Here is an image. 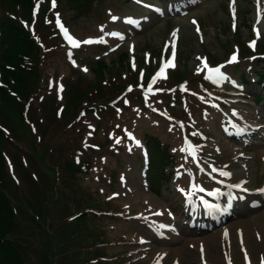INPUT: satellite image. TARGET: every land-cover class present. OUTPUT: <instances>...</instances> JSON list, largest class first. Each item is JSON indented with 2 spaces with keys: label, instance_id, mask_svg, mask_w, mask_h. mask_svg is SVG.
I'll return each mask as SVG.
<instances>
[{
  "label": "rangeland",
  "instance_id": "374dc122",
  "mask_svg": "<svg viewBox=\"0 0 264 264\" xmlns=\"http://www.w3.org/2000/svg\"><path fill=\"white\" fill-rule=\"evenodd\" d=\"M257 2L56 0L53 8L52 0H40L29 20L30 11L17 13L10 0H0V18H23L42 48L43 81L24 113L28 127L0 109V129L12 132L6 154L19 190L30 197L37 188L46 211L37 215L49 232L44 245L43 234L24 235L21 222L17 240L31 245L32 264H262L264 7L256 13ZM46 15L53 21L46 23ZM57 16L79 47L68 42ZM173 44L175 67L147 92L172 58ZM234 53L238 62L228 63ZM202 61L209 68L223 65L226 79H205L207 69L198 71ZM76 88L90 100L79 117L61 120ZM150 137L167 148L166 166ZM71 160L88 161V172L67 175L61 161ZM231 170L241 172L242 185L260 198L238 193L241 205L229 218L193 229L190 207L210 216L217 206L210 202L225 192L220 173Z\"/></svg>",
  "mask_w": 264,
  "mask_h": 264
},
{
  "label": "trees",
  "instance_id": "16d2710c",
  "mask_svg": "<svg viewBox=\"0 0 264 264\" xmlns=\"http://www.w3.org/2000/svg\"><path fill=\"white\" fill-rule=\"evenodd\" d=\"M71 1L74 4H88L92 0ZM12 2L17 13L27 12V9L33 5L32 0H12ZM31 16L24 18L30 20ZM21 21L24 19L17 21L12 18H0V109L9 117L13 115L14 119L17 118L21 126L28 127V120L24 115L25 109L38 94L43 81L40 67L42 48L32 31ZM86 93L87 91L81 92L77 88L72 89L62 120L68 121V117L70 118L74 113L78 117L81 115L84 104L90 100ZM9 134L12 132L7 134L0 129V264H32L28 259L27 251L30 248L28 246L31 245L22 244L17 240L23 235L20 231L21 222L26 225L24 235L30 234L33 230L39 235L43 234L39 241L42 240L40 244L44 245L43 238L47 239L46 234L49 232L43 222L40 224L37 221V215L43 217L46 211L37 188L31 196L29 195L30 197L22 196L19 185L15 179H12L6 154V146L11 141ZM151 140L156 150L163 153L158 140ZM164 156L168 157L167 153ZM42 158L44 159V156ZM71 161H61L62 171H66L67 175L74 177L79 173L88 172V161L85 163ZM11 187H14V190L11 191ZM34 213L38 214L35 216ZM81 216L82 214L77 216L76 220L81 219ZM24 249L27 251V259L24 256Z\"/></svg>",
  "mask_w": 264,
  "mask_h": 264
},
{
  "label": "snow or ice",
  "instance_id": "6c2138e0",
  "mask_svg": "<svg viewBox=\"0 0 264 264\" xmlns=\"http://www.w3.org/2000/svg\"><path fill=\"white\" fill-rule=\"evenodd\" d=\"M258 3H259V0H258ZM52 7L53 8L56 7V0H52ZM37 8H38V5H37ZM34 14H35V11H34ZM118 19H119L118 17H115V16L112 17V20L113 21H116ZM128 22H130V21H128ZM57 25L62 30L64 36L66 37V39L68 40V42L71 44V46L72 47H79V45H80L81 42L75 40L73 37H71L69 35L68 30L63 26L62 23H60L59 16H57ZM101 30L103 31V29H101ZM198 31H199V29H198ZM255 31H256L257 37L259 38V35H260L259 31L258 30H255ZM110 35H116V34L115 33H110ZM173 36H175V33L173 34ZM97 42H103V40L101 39L100 41H97ZM82 43H84V44H91V43H93V41L92 40H85ZM255 43H256L255 41H252L249 46L254 49L255 48ZM175 56H176L175 45L173 44V46H172V58L169 59V60H167L166 62H164L162 64V66L160 67V69H159L158 73L156 74V76L149 83L148 88H147V92H152V85L156 82L157 79H160V78L166 79L167 78L166 75H165L166 69L171 68V67H175V64H174ZM198 59H201V58L198 57ZM236 62H238V55L236 53H234L230 57L228 63H236ZM222 67H224V66L221 65V66L216 67V68H209L207 62L206 61H202V67L198 68V71H204L205 69H207V75L205 76V79L211 80L214 83H219V82L223 81L224 79H226V77L224 76V74L221 72V68ZM84 70L87 71V69H84ZM129 90H131V89H129ZM61 91H62V88H61ZM181 127H183V125H181ZM243 131H244V129H239L238 130V132H243ZM127 135L129 136L130 139H133V140L135 139L131 135V133H127ZM135 142H136L137 145H139V141H135ZM116 143H120V140L117 139ZM185 143L188 144L187 140H185ZM189 147H191V146L189 145ZM187 150H188L187 148H182L181 149V151H187ZM190 154H194V150ZM214 171H215V169H214ZM220 174L222 176H229L230 175V173L223 172V171H221ZM235 187H240V186L239 185H236ZM202 190L203 189H201V191ZM262 191H264V190H262ZM205 204L209 208L212 207V205H208L206 201H205ZM156 214L157 215H160V213H156ZM161 227H164V226L161 225ZM225 237H227V232H225ZM201 251L203 252V248H201ZM245 259H247V253H245ZM229 264H231V260H229ZM262 264H264V258H262Z\"/></svg>",
  "mask_w": 264,
  "mask_h": 264
},
{
  "label": "bare ground",
  "instance_id": "6f19581e",
  "mask_svg": "<svg viewBox=\"0 0 264 264\" xmlns=\"http://www.w3.org/2000/svg\"><path fill=\"white\" fill-rule=\"evenodd\" d=\"M262 6L264 7V0H260L259 1V3L257 2V7L255 8L254 7V10L255 9H257V11L259 12V10L261 11V8H262ZM255 12V11H254ZM260 26H261V28H263L264 27V22H262V24H260ZM212 124H214V123H212ZM252 126H254V125H252ZM134 138H135V141H137V138L134 136ZM224 148H226V147H228L227 145L226 146H223ZM229 173H230V178L231 179H233V182L235 183V182H240V180L242 179V178H244V176H243V174L240 172V173H236V172H234V171H229ZM253 193V192H252ZM192 195V192H187L185 195ZM237 194V193H236ZM235 194V195H236ZM237 195H239V194H237ZM258 195V194H257ZM257 195H255V196H257ZM133 198H134V201H136L137 199H138V196L136 197V196H134V195H131ZM229 196H231V194H229ZM257 197H260V195H258ZM224 198H227L226 197V195L224 196ZM191 201V200H190ZM151 203H153V202H151L150 201V204ZM219 204H220V202H219ZM241 205V204H240ZM157 210H159V209H156V211ZM239 211H241V210H239ZM247 224H250V221L249 220H247V222H246ZM236 225V224H235ZM235 225H233V228L232 229H235L234 227H235ZM213 235L214 234H212L211 235V237H213ZM188 241V240H187ZM186 241V242H187ZM191 242H193V243H195V244H198V241H194V240H191V241H189V243H191ZM176 255H178V254H176V252H174V253H172V256H171V254H170V256H171V258L172 259H174L175 257H176Z\"/></svg>",
  "mask_w": 264,
  "mask_h": 264
}]
</instances>
